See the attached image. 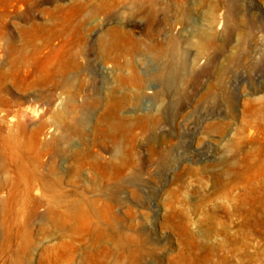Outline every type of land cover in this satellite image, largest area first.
Masks as SVG:
<instances>
[{
	"label": "rangeland",
	"instance_id": "rangeland-1",
	"mask_svg": "<svg viewBox=\"0 0 264 264\" xmlns=\"http://www.w3.org/2000/svg\"><path fill=\"white\" fill-rule=\"evenodd\" d=\"M0 264H264V0H0Z\"/></svg>",
	"mask_w": 264,
	"mask_h": 264
}]
</instances>
